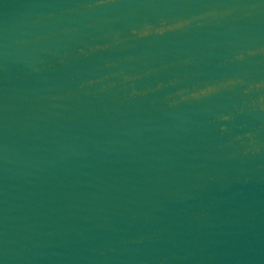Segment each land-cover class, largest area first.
<instances>
[{"label": "water", "instance_id": "1", "mask_svg": "<svg viewBox=\"0 0 264 264\" xmlns=\"http://www.w3.org/2000/svg\"><path fill=\"white\" fill-rule=\"evenodd\" d=\"M0 264H264V0H0Z\"/></svg>", "mask_w": 264, "mask_h": 264}]
</instances>
